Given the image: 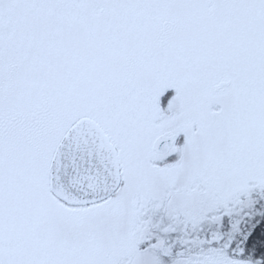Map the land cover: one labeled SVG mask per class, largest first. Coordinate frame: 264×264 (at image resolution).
Wrapping results in <instances>:
<instances>
[{
    "label": "snow or ice",
    "instance_id": "obj_1",
    "mask_svg": "<svg viewBox=\"0 0 264 264\" xmlns=\"http://www.w3.org/2000/svg\"><path fill=\"white\" fill-rule=\"evenodd\" d=\"M0 264H264V0H0Z\"/></svg>",
    "mask_w": 264,
    "mask_h": 264
}]
</instances>
